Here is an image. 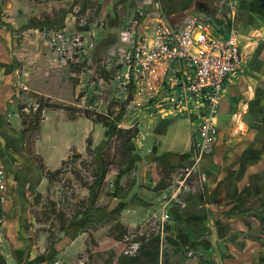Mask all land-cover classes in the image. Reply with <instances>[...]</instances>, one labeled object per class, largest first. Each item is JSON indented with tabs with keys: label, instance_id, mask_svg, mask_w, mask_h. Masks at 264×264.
Wrapping results in <instances>:
<instances>
[{
	"label": "rangeland",
	"instance_id": "rangeland-1",
	"mask_svg": "<svg viewBox=\"0 0 264 264\" xmlns=\"http://www.w3.org/2000/svg\"><path fill=\"white\" fill-rule=\"evenodd\" d=\"M117 1L118 4L126 5L124 6L126 10L118 15L120 18L119 25L130 17H139L136 12L137 9L146 11L145 7L138 3L143 0L137 2L133 0L134 5H130L131 0ZM195 2L196 6L197 3H200V6L195 7ZM98 3L94 0H0V50L3 55V60L0 61V85L5 83L6 86L12 87L9 99L0 109V122L5 126L3 132L0 130V256L5 264H72L73 258H71V254H68L71 250L61 254L65 245L62 244L57 248L54 245L62 238L61 236L69 226L68 224L72 223L79 225V233L88 232L78 240L79 251H83L84 247L86 249L80 254L77 264H115L120 255V245L116 238L109 237L110 239H106L103 243L95 241V236L90 232L96 227L91 226L90 220L92 218L90 216L85 217L86 214H93L98 209H103L106 212L112 200L114 188L111 185V179L107 180L108 178H106L101 183L97 200L92 204L95 170L99 160L102 158L113 161L117 159V153H113L114 147L117 146L114 135L110 137L107 145L108 139L103 145L107 135V133L104 135L105 131L107 132L108 129L115 126V123L111 122L108 127H104L100 123V126L99 123L92 120V116L90 118L85 117L82 110L70 104L73 101L72 90L75 79L69 75V70L60 68L58 61H54L52 64L51 61L55 58V54H51L48 41V33L52 29L66 27V32L74 35L73 33L78 30L76 26L78 27V17L81 12L87 23H90L91 28V32L86 35V41H95L97 49L100 51L106 49L113 42V36L108 34L107 28H100V22L97 26L93 24L96 17L104 19L100 15ZM144 4L153 9L150 0H146ZM190 4L191 8L189 7L185 13L198 10L206 12L211 17V20L208 21L214 28L221 14L232 9L237 19L236 29L240 50L241 52L247 50V55L243 60L244 64L241 65L237 73L229 75V78H234L236 74L234 88L231 90L233 91L231 99L234 103V106L231 105L232 113H229L230 109H227L228 105H226L225 98L220 99L219 114L215 119L217 138L214 153L210 158L213 159L215 158L214 155H217L213 163L218 164V147L220 150V146L223 147L222 144H227L231 140L236 143L242 139L244 143L257 144L254 147L259 148L254 153H250L249 158L253 161L251 162L254 166L252 170L258 171L260 175L255 179L252 177L249 182H255L259 179L264 181V172H262L264 170V0H190ZM158 13L163 12L160 10ZM166 15L169 14L166 13ZM172 16L179 17V15H171L170 17ZM71 21H74V26H67V23ZM115 36L116 31L114 39ZM17 87L19 88L17 89ZM228 88L223 90L222 96L228 97ZM33 101L39 102L40 106L43 103L45 106L42 110L39 107L36 112H22L21 109L26 105H31ZM47 105L51 106L47 107ZM46 107L44 112L46 119L42 121L44 118L43 111ZM56 108L65 110L67 115L77 117L76 120L65 119L63 111L52 112ZM108 108L110 109L109 115L116 116V122H121L122 118L116 115L115 112L117 111L114 104L110 103ZM231 114L233 117L229 118L232 116ZM162 115L163 118H167L169 124L164 134H157L155 125L158 118H162ZM225 115H227V119H224ZM180 117L169 111L152 117L143 111L139 112L136 123L138 126L140 124V131L135 140V145L141 144L145 153L153 147V140L158 139L161 144L159 152L162 153L165 148L172 147L171 145L184 144L187 142V138L185 141L182 133L184 131L187 133L189 124L185 118ZM189 119H191L190 115ZM36 125L40 126L37 148L49 159L51 152L54 153L56 150L52 147H58L59 153L66 147L64 144L68 140H72L76 146L81 148L87 144L89 150H93V152H84V156L75 161L66 160L63 170L70 173L65 176L64 182H62L65 184L62 185V188L60 184L57 188L52 187L47 197L38 196L36 203H33V195H36V191L34 186L26 182L27 180L25 183L30 186L29 188L14 187V192L17 195H10L8 190L11 184L9 180L13 175L11 168L15 166L13 161L16 159L25 161L24 158H27L33 151L32 142L37 132L35 130ZM9 128L16 137L8 132ZM179 128L181 132L177 134L176 131ZM51 134H54L53 139H49ZM97 134L99 136L95 139ZM85 137H88V142H85ZM138 139H140V143ZM99 140L101 141L98 144ZM97 144L98 146H96ZM94 147L97 154L94 153ZM20 151L24 154V158L22 156L17 158L16 154H19ZM7 154L11 160L8 159ZM115 163L116 161H114L108 176L116 174L117 166ZM205 165L206 163L203 164L201 160L200 169H205ZM243 165L246 166L245 163ZM148 169L150 173L149 165ZM14 171L19 172L18 174L25 172L27 178L29 167L23 170L14 169ZM263 190V183H259L253 188L252 191H262V194L249 204V207L252 208L250 210L253 212L251 211L247 219L232 224L229 222L230 234H238L237 242L244 241L246 244V240H251L255 234L263 231L262 224L258 219V216L264 213V205H261L258 200L260 197L264 200ZM145 193L147 195H142L144 200L148 197L152 199L158 196L156 191L151 193L150 189ZM30 198L32 202L29 200ZM118 198L121 199L122 197ZM51 203H55V208L50 206ZM254 212L258 213L255 214ZM32 215L37 222L34 225L32 220H35ZM135 219L133 218V220ZM115 220L118 221L117 216L112 215L100 222L99 226L104 227L100 237L107 236V232L110 233L109 236H113L115 232L117 234L116 229L112 231ZM88 222L89 224H87ZM29 226L36 228L29 229ZM42 228H45L46 231H43ZM44 237L47 240L45 243L43 242ZM209 238L211 237L209 236ZM252 241L249 242L247 250L257 247L258 253H255L254 264H264V239L259 242ZM91 244L93 248L90 246ZM214 248L217 249L218 253L214 255L211 252L212 256L207 257L215 258L213 259L214 264H222L219 255L222 251L221 246L215 242ZM98 252L99 254H96ZM189 252L194 254L193 251ZM169 255L170 251L167 258ZM246 256L249 255L246 254ZM240 257L242 255L236 257L237 261H240ZM177 259L176 256L172 263H177ZM1 262L0 260V264ZM240 262L235 263L228 260L227 264H247ZM203 264L205 263L203 262Z\"/></svg>",
	"mask_w": 264,
	"mask_h": 264
},
{
	"label": "built area",
	"instance_id": "built-area-1",
	"mask_svg": "<svg viewBox=\"0 0 264 264\" xmlns=\"http://www.w3.org/2000/svg\"><path fill=\"white\" fill-rule=\"evenodd\" d=\"M136 12L139 17L123 21L116 29V38L102 51L95 41H86L91 28L81 12L74 35L68 34L66 27L48 33L49 48L55 54L51 62L58 61L60 68L74 77L70 104L83 113L101 115L121 129L134 128L141 111L148 116L165 111L185 118L197 115L192 135L194 164L175 165L159 213L144 217L118 240L120 253L126 256L134 255L144 241L156 236L164 247V227L170 224L167 206L182 208L190 197L205 193L207 174L199 163L214 150L215 119L225 84L243 64L232 9L221 14L215 28L208 21L211 17L201 10L179 17L158 12L147 16L140 9ZM99 22L101 29L107 28L100 17L93 24ZM67 26L73 27L74 21ZM129 86L131 99L120 112ZM110 103L121 122L109 115ZM39 107V102L33 101L21 110L36 112Z\"/></svg>",
	"mask_w": 264,
	"mask_h": 264
},
{
	"label": "crops",
	"instance_id": "crops-1",
	"mask_svg": "<svg viewBox=\"0 0 264 264\" xmlns=\"http://www.w3.org/2000/svg\"><path fill=\"white\" fill-rule=\"evenodd\" d=\"M137 1L138 0H135V2ZM150 1L152 3L151 7L153 9H150L147 5L144 4L146 0L138 2L139 4L145 7L143 8L146 9L145 14H147V16L151 12H158L160 10L165 14L167 13L169 15L182 16L189 9V7L191 8L190 0H150ZM94 2L96 3L99 2L97 6L100 8L99 9L100 15L104 18L103 20L106 23L108 34H111V37L113 36V40H114V34L117 27L119 26V20H120L118 15L124 12V10H126V8H124V6L126 5L123 6V4L120 3L118 4L117 0H94ZM130 5H134L133 0H131ZM147 18L148 17H146L145 19ZM152 25L153 23L150 26ZM246 55H247V50L242 51L243 60ZM2 60H3V55H2V51L0 50V61ZM235 77L234 78L230 77V79L227 80V83L225 84V88L229 87L228 97L222 96L226 100V105H228L227 109H230L229 113L231 112L232 109L231 105L234 106L233 100L231 99L233 96L232 95L233 91L231 90H233L234 88L233 85L235 82L234 81ZM11 89L12 87L6 86L5 83L4 85H0L1 107H3L6 101L9 99L11 95ZM47 107L43 111L44 118L42 121L46 119V117L44 116V112L47 109ZM57 110L63 111L65 119L67 120L75 121L77 118L75 116H70L69 114L67 115L65 110L60 108L53 109L52 112L57 113ZM225 116L226 117L224 119H227V115ZM231 117H233V115L229 116V118ZM180 118L184 119L185 117H180ZM185 119L186 122L189 124V127L187 133H185L184 131L182 134L184 136L185 141L187 138V142H184V144L178 146L171 145L172 147L165 148V150H163L162 153L159 152L161 144L158 139L153 140V147L148 149L147 152L145 153L143 151L144 149L141 147V144H137V146L135 145V140L139 136L138 134L140 131V124L138 126V124L136 123L134 126V128H137V133L131 138V142L134 144L135 147L128 154H124V155L120 154L119 151L120 145L118 144L119 142L117 140V137L114 135V139L117 142L115 143L117 144V146L116 148L114 147L113 153L114 154L117 153V159L114 160L116 161L115 166H117V172L115 174L116 176L114 174L112 176H108L109 172L111 173L110 169L111 167H113L114 164V161H112V163L108 166V171L105 177V180L106 178H108L107 180L111 179L112 181L111 185H113L114 188L112 191V200L110 201L108 208L106 210L107 213L103 211V209H98L93 214L85 215V217L90 216L92 218L90 220V223L92 222L91 226L96 227L94 230L92 229L90 233L93 236H95V241H97V243H103L109 237L115 238L116 236V232L113 234V236H109L110 233L107 232L106 233L107 236L100 237V233H103V231L101 230L104 229V227L99 226L100 222L103 221L104 219H107L109 216L114 215L117 216L118 218V221L115 220L113 223L112 231H115L116 224H121L126 230H128L136 226L137 223H139V221H141L144 217L150 215L151 212L154 211L159 213L161 209V205L163 203V202L161 203L160 201H164V199H166L165 198L166 196L165 187L167 185L166 181L168 182L169 176L174 166L183 163H186L187 165L194 163V161H192L193 158L192 135L195 130V126H193V123L195 121L189 118H185ZM92 120L96 122L94 119ZM0 123L2 124V125L0 124V127H2L0 130H2L3 132V128H5V126L3 125L2 122ZM97 123L100 124V122ZM168 124L169 121H167V118H163V116L162 118H158V121L155 125V130L157 134H164L165 130L168 127ZM112 128L113 127L108 129L107 132L105 131L104 135H106V133L107 135L103 145L105 144L107 138L109 137ZM38 130L36 132V136L33 137L32 148L34 154L40 158V162L44 166L45 170L54 171L62 167V163L67 162L66 160L68 159L75 161L80 159V157L82 158L84 156V152L85 153L93 152V150H89L87 144L84 148H81L76 146L72 140H68L64 144L66 147L63 150H61V152L59 153H58L59 150L58 147L56 146L52 147V149H56V150L54 153L51 152V155H49L50 156L49 159L37 148L39 141ZM123 130H127V129H123ZM180 130L181 129L179 128V130H177L176 133L179 134L181 132ZM8 132L16 137V135L10 130V128ZM99 134L95 136L96 137L95 139L98 138ZM53 135L54 134H51L49 139H53L54 138ZM90 137L93 139L92 136ZM100 141L101 140L98 141V144ZM85 142H88V137L87 138L85 137ZM138 142L140 143V139H138ZM98 144L96 146H98ZM103 145L101 146V148L103 147ZM256 145L257 144L251 145L248 142L244 143L242 139H239L236 143L235 142L233 143L231 140L227 144L226 143L224 145L222 144L223 147L220 146V150L218 147L219 163L218 162L217 163L219 165L213 163L217 155H214L215 158L213 159L210 158V156L213 155L214 152H212L209 155L202 156L201 160L203 164L206 163L205 169L203 170L205 171V173L208 172L207 181H206L207 188L205 189L206 190L205 193L203 195L194 197L189 202L187 201L186 206L182 208L174 205L167 206V214L170 219L172 235L177 241H179L181 248H187L188 250H182L184 252L180 251L178 253H173L172 247L166 245L165 243L164 245L165 249L160 251L159 254V264H173L172 261L175 260L176 256L178 257V259H177V263L174 264H203L202 259L208 258L207 256H212V253L214 255L218 253L216 251L217 250L216 248L213 249L215 242L221 246L222 253L225 255V257L223 258L221 257L220 262L221 263L223 262L222 264H227L228 260H232L235 263H239L241 261L242 263L246 262L247 264H254L255 253H258L257 247L256 248L252 247L247 250L249 242H253L252 241L253 239L246 240L244 250L243 249L241 250L240 247H238L236 244H233L230 241H227L226 238L230 234L228 229L231 228L229 227V222H231L230 224H232L247 219L250 216L252 210L250 209L245 210V208L249 207L250 206L249 204L252 203L251 201L256 200L257 197L262 194V191L260 192L252 191L253 188L257 186L259 183L264 184V181H262V179H259L255 182H249V180L252 177L255 179V177L260 175L258 171L254 172L252 170V167L254 166L251 162L253 161L249 158L250 153L251 154L254 153L256 149L259 148V147L255 148L254 146ZM95 147H94V153L97 154L96 153L97 150L95 149ZM100 151L99 154L101 156ZM74 152L75 154H80V157L74 158L73 157ZM7 153H8V149H7ZM16 155L17 158L20 156L24 158V154L22 153V151H20V153ZM7 157L8 159H10L9 154H7ZM24 160L25 161L16 159L13 161V164L15 166H12L11 168L12 172L10 171L11 173H13V175L11 176L12 178L9 180L11 184L9 185L8 192L10 195L13 194L17 195L14 192V187L19 186L20 189L22 187L29 188L30 186H28L25 183V181L27 180L26 182H29L30 185L34 186V189L36 191L35 193L36 195H33V203H36L38 196L42 198L47 197L49 195V192H51L52 187L57 188L58 184H60L62 188V185L65 184L62 183L64 182L65 176L67 175V173H70L69 171L64 172L63 170L62 173L59 175V177H53V178L51 177V180L50 179L48 180V178L44 175V172H42L39 169L37 162L35 160H32L29 157L24 158ZM98 163H101V161L99 160ZM243 163H245L246 166L243 165ZM148 165L150 166V170H151L150 173H149ZM260 165L262 166V163H260ZM28 167H29V171L27 178L25 172H21L20 174H18L19 172L14 171V169L23 170L24 168L27 169ZM262 172H264V170ZM36 183L38 184L36 185ZM148 189H150L151 193L156 191V194H158V196H156L157 198L155 197L149 199L148 197L146 200H144L142 195H147L145 191H148ZM120 196L122 197L121 199L118 198ZM29 200L32 202L31 198ZM97 211H99V213H97ZM254 213L257 214L258 212H254ZM32 217L34 218V220L36 219L33 215ZM133 218L136 219L133 220ZM231 218H236L237 220H230ZM35 223H37L36 220L35 221L32 220V224L34 225ZM87 224H89V222ZM68 225L69 226H67L66 230L63 232L61 236L62 238L59 241L55 242L54 245L55 248H57L62 246V244H64L65 246L61 254L68 253L71 250V252H69L68 254H71V258H73L72 264H77V260L78 258H80V254L86 249L84 247L83 251H79L80 245L78 240L81 236H85L88 232L83 231L79 233L78 224L72 223ZM35 226H29V229H33V227ZM42 230L46 231L45 228H42ZM209 236L211 238H209ZM43 242L44 243L47 242L46 237H44ZM90 246L93 248L92 244ZM196 247H198V249H196ZM245 247L247 252L245 250ZM161 248H163V246ZM169 251H170V255L167 258ZM189 251H193L194 254L189 255L190 253ZM208 252H210V254H208ZM96 254H99V252ZM246 254H248L249 256H246ZM219 255L221 256V254ZM239 255H242V257H240V261H237ZM213 259L215 258L211 257L212 261ZM167 261L170 263H168Z\"/></svg>",
	"mask_w": 264,
	"mask_h": 264
},
{
	"label": "trees",
	"instance_id": "trees-1",
	"mask_svg": "<svg viewBox=\"0 0 264 264\" xmlns=\"http://www.w3.org/2000/svg\"><path fill=\"white\" fill-rule=\"evenodd\" d=\"M44 106H45V104L42 103L40 106V110H42ZM47 106H51V105H47ZM84 115L87 117L92 116L89 112H85ZM70 116H72V115H70ZM93 119L96 122H100L104 127H108L110 125V122L101 115L96 114V115H94ZM38 129H39V127L36 125L35 130H38ZM136 133H137V128L123 130V129H118L115 126H113L112 131L109 134V137L107 138L108 140L106 142V145H107L110 137L112 135H115L117 137L118 142H119L118 144L120 145V150H119L120 154L121 155L128 154L135 147L134 144L131 142V138L134 135H136ZM28 157L37 162L39 169L42 172H44V175L48 178V180L49 179L51 180V177L52 178L53 177H59V175L63 171V166H64L65 162L62 163V167H60L54 171H49V170H45L44 166L40 162V158L38 156H36L33 151L30 152V155H28ZM73 157L78 158V157H80V154H75V152H74ZM100 161H101V163L97 164V166H96L97 169L95 170V182H94V188L92 191V204H94V202L98 198L99 188L101 187V183L104 181V179L106 177V174L108 171V166L112 163L113 160H109L108 158L107 159L102 158V160L100 159ZM169 171H170V169H169ZM206 174H208V172H206ZM194 197H190L188 199V202L191 201ZM258 200H259L261 205L262 204L264 205V200L262 197L258 198ZM50 206L52 208H55V203H51ZM249 209H252V208L251 207L245 208V210H249ZM258 219L260 220V224H262L263 231L255 234L254 237L251 239L259 242V241H261V239H264V237H263L264 236V213L260 214L258 216ZM115 227L117 230V234H116L115 238L117 240H121L123 235L127 232V230L121 224H116ZM164 231L166 233L164 236L165 243H166V245H169L172 247L173 253H178L182 250H188L187 248H181L179 241H177L173 237L172 231H171V224L165 225ZM237 238H238V234L233 233L230 236H228L226 239H227V241H230L233 244H237V246L240 247V249H243L245 246V242L244 241L237 242ZM164 249H165L164 247L161 248V246H160L159 236H156V237H153L147 241H144L134 255L126 256V255H122L120 253L115 264H159V254H160V251H162ZM182 252H184V251H182ZM208 254H210V252H208ZM220 254H221L220 257H222V258L225 257V255L222 253V251ZM0 260L2 261L1 264L4 263V260L2 259L1 256H0ZM202 261L205 264H214L213 261L211 260V257H208L206 259H202Z\"/></svg>",
	"mask_w": 264,
	"mask_h": 264
},
{
	"label": "water",
	"instance_id": "water-1",
	"mask_svg": "<svg viewBox=\"0 0 264 264\" xmlns=\"http://www.w3.org/2000/svg\"><path fill=\"white\" fill-rule=\"evenodd\" d=\"M130 90H131V88L129 86V95L124 101L121 102V104H120V112L123 110L125 104L128 103L130 101V99H131ZM230 220H236V218H231Z\"/></svg>",
	"mask_w": 264,
	"mask_h": 264
},
{
	"label": "bare ground",
	"instance_id": "bare-ground-1",
	"mask_svg": "<svg viewBox=\"0 0 264 264\" xmlns=\"http://www.w3.org/2000/svg\"><path fill=\"white\" fill-rule=\"evenodd\" d=\"M190 116H191V119H192L193 121H196V118H195V114H194V113H191ZM193 164H194V163H193ZM190 165H192V164H190Z\"/></svg>",
	"mask_w": 264,
	"mask_h": 264
},
{
	"label": "flooded vegetation",
	"instance_id": "flooded-vegetation-1",
	"mask_svg": "<svg viewBox=\"0 0 264 264\" xmlns=\"http://www.w3.org/2000/svg\"><path fill=\"white\" fill-rule=\"evenodd\" d=\"M198 5L196 6V2H195V7H199L200 6V3H197ZM3 107L0 106V109H2Z\"/></svg>",
	"mask_w": 264,
	"mask_h": 264
}]
</instances>
